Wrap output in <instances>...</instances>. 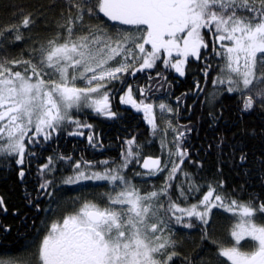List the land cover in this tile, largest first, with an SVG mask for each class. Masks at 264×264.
<instances>
[{"label":"snow or ice","instance_id":"6c2138e0","mask_svg":"<svg viewBox=\"0 0 264 264\" xmlns=\"http://www.w3.org/2000/svg\"><path fill=\"white\" fill-rule=\"evenodd\" d=\"M36 23L27 14L0 28V49L25 40V30ZM27 39V58L0 56V160L17 166L19 180L48 142L92 128L79 113L117 118V95L142 113L153 136L159 132L163 160L141 161L143 145L135 137L125 141L119 162L98 161L102 168L71 155L48 156L37 166L35 192L26 195L37 213L46 214L40 235L22 244V254L0 252V264H174L173 237L181 229H198L203 240L216 244L212 258L184 257L182 264H264V200L237 199L223 180L199 182L184 167L186 160L202 167L185 143L192 129L168 118L178 115V107L150 99L168 80L161 68L184 77L191 59L202 65L205 83L212 73L214 96L238 94L241 112L264 107V0H63L55 32L42 41ZM137 73L161 83L141 87ZM194 88L203 91L199 80ZM87 142L94 148L101 143L92 134ZM61 161L71 174L60 175ZM133 162L146 172L126 174ZM161 173L158 187L141 191L133 182L141 177L148 183L145 177ZM88 181L106 182L99 200H57L58 187ZM214 209L234 217L229 245L208 235ZM0 210L8 211L2 196ZM243 239L249 243L242 247Z\"/></svg>","mask_w":264,"mask_h":264},{"label":"trees","instance_id":"16d2710c","mask_svg":"<svg viewBox=\"0 0 264 264\" xmlns=\"http://www.w3.org/2000/svg\"><path fill=\"white\" fill-rule=\"evenodd\" d=\"M62 4L63 0H0V28L16 24L22 16L27 14H31L33 19L37 20L30 31L25 30V40L15 43L5 42L4 47L0 49V56L6 55L9 59L27 58L32 47L27 37L31 36L33 41H42L53 34L60 18ZM41 13H43L42 16ZM7 35L5 33V36ZM2 39L3 37H0V40ZM158 67H160L159 64ZM201 67L199 62L190 59L184 77H179L174 71L165 73L169 74L172 79H180V91H187L189 98L183 109L185 116H190L192 120H195L196 115H201L203 118V123L201 119H197L201 127L194 150H199V152L190 154L191 160L198 162L202 167L189 163L187 160L184 167L194 173L201 183L223 180L226 192L237 199L246 201L255 197L264 200V107L257 106L250 112H241L238 94L224 93L214 96L212 73H209L207 83H205ZM195 77L201 78L203 91L200 93L205 96L204 104L200 101L195 103V99L190 96L195 90V84L192 83ZM192 106H194L193 110ZM151 138L149 131L143 134L145 142ZM141 151L144 152L145 148L142 147ZM144 154L141 153V160L147 155L144 156ZM242 155L246 157L243 163L240 160ZM16 167L14 164H6L0 160V196L4 198L8 209L7 212L0 210V227L10 229L11 239L17 228L22 227L29 230L27 231L28 238L20 239L13 247L7 249L10 252L22 254V244L30 242V237L34 235L41 221L46 217L45 214L38 217L35 208L29 207L24 194L30 188L20 183ZM134 170L144 172L139 165ZM163 176L159 175L154 178L155 183H153L157 187L163 183ZM144 179L148 180L146 177ZM135 183L139 185L141 191L151 189L154 185L144 183L141 177H136ZM201 191L203 192L204 189ZM66 195L70 196L72 192L69 191ZM61 198L68 202L65 196L57 197L59 200ZM191 202L190 200L189 203ZM66 207H68L67 203L59 210L62 212ZM227 214L229 213L214 209L209 222L208 235L212 241L219 244H222V241L230 235L231 222ZM32 225L34 229H29ZM174 239L177 242L176 251L178 253L174 264H182L184 257L210 259L212 258L211 253L216 248V244L201 238L198 229H181L176 232ZM213 264H215L214 260Z\"/></svg>","mask_w":264,"mask_h":264},{"label":"flooded vegetation","instance_id":"af4514ba","mask_svg":"<svg viewBox=\"0 0 264 264\" xmlns=\"http://www.w3.org/2000/svg\"><path fill=\"white\" fill-rule=\"evenodd\" d=\"M153 73H155L156 69L151 70ZM165 73L166 70H161ZM168 76V80L163 82L164 87H160L158 91H155L150 99L153 102H164L167 105H170L173 109L179 108L178 115H172L169 114L168 118L173 120L174 124L180 125V126H187L188 128L192 129V131L187 135L186 138V145L188 147L189 155L191 153L199 152V150H194L197 146L198 141V133L199 128L201 125L197 121V119H201V122L203 123V118L201 115L194 116L195 120H192L190 116H185V102L189 98L187 95V91L181 92V81L180 79H172L169 74H166ZM137 76L140 77L139 80H136L135 83L138 84L141 87H144L146 84H152L154 87L161 83L159 81V78L152 81H147L143 77L142 74L137 73ZM125 79L135 80V78L132 77H126ZM199 80L200 81V87L202 86L201 78L195 77L194 81L192 82L195 84V82ZM170 83L171 87H168V84ZM134 96L139 99L138 94L135 92L134 87ZM186 94V95H185ZM191 97L195 99V103L197 101H200L204 104L205 96H203L202 93H200L199 90H194L192 94H190ZM177 97L181 98L182 103H177ZM195 103L193 104L195 106ZM199 103V104H201ZM242 103L240 99V104ZM192 106V110L194 108ZM112 110L114 112L118 113V117L115 119H109L102 116H98L95 114H92L91 112H83L78 114L79 118L82 121H86L87 123L92 125L91 129H83L85 135L84 136H68L64 133L60 134L57 138L54 139V141L48 142L46 146H44V149L37 154L36 157L32 158V162L30 167L28 168V171L26 173L24 181H20L23 185H25L26 188H30V190L26 191L24 194V198H26L27 194L34 193L33 189L36 186L37 183V166L44 162V160L48 156H54L56 154H64V155H71L74 160H80L83 158L86 161H91L93 164L96 165L97 168H102V165H99L97 162L101 160H109L119 162L121 159V153L126 147L125 141L135 137L137 143L144 145L143 148H145V151H141V153L147 154L144 158L141 160L143 161L146 157H157L161 156V149H160V142H159V132L156 136L152 135L150 126L147 124V122L142 118V113H137L133 108H131L128 105H123L120 103L119 96L117 95L115 99L112 100ZM120 122V124H119ZM157 123L160 124L159 119V113H157ZM198 123V124H197ZM120 128V129H119ZM149 131L152 138L145 142L143 139V134L145 132ZM143 133V134H142ZM197 133V134H196ZM89 134H92L94 136V139H98L101 143L98 147H92L87 142V136ZM171 132H169L168 138L171 139ZM136 149L133 148V151ZM161 159L163 160V157L161 156ZM139 164H135L133 162L132 165H129L128 172L126 174H129L132 172V170L137 167ZM140 166V165H139ZM56 168L61 176L71 174L68 165L61 161L56 164ZM144 172L142 167H140ZM55 175V174H54ZM160 175H164V173H161ZM148 178V184H151L154 182L155 177H146ZM59 179V177H57ZM136 178L133 180L135 183ZM106 182H92L88 181L85 182L83 185H75V186H67L62 185L58 187L56 193H58V196H65L68 201H70L72 198L75 197H86L88 199L97 200L100 198L101 189L105 188L101 185ZM83 188L84 191H81L80 189ZM25 191V190H24ZM72 192V195H66L68 192ZM56 197V198H57ZM59 200V199H57ZM43 203V202H42ZM31 208L32 206L29 205ZM53 208H55V205H53ZM58 214L61 212V210H57ZM5 216V215H4ZM37 216L40 217L41 213H37ZM35 217V216H34ZM46 217V214H45ZM43 228L42 223L40 224L39 228L36 229L34 235L30 237L29 241H31L33 238L40 235L39 230ZM7 229V230H6ZM34 229V226L32 225L31 228ZM27 231H29L27 228L19 227L16 229L13 239L9 237V228H1L0 227V252H8L7 249L13 247L15 243H17L20 239L28 238ZM13 240V241H12ZM12 241V242H10Z\"/></svg>","mask_w":264,"mask_h":264},{"label":"rangeland","instance_id":"374dc122","mask_svg":"<svg viewBox=\"0 0 264 264\" xmlns=\"http://www.w3.org/2000/svg\"><path fill=\"white\" fill-rule=\"evenodd\" d=\"M254 108H256V107H254ZM155 183V182H154ZM153 183V184H154ZM107 189L106 188H102L101 189V193L102 192H104V191H106ZM100 199V198H99ZM99 199H97V200H99ZM227 216L229 217V221L231 222L230 223V229H232V227H233V221H234V217H232L231 215H229V214H227ZM230 232H231V230H230ZM229 232V233H230ZM227 233H228V231H227ZM229 238H226V239H224L223 241H222V244L223 245H229V244H231V243H233L234 241H233V238L229 235L228 236ZM174 238V237H173ZM247 243H249V241L247 240V239H243V240H241L240 241V244H241V246L243 247L245 244H247Z\"/></svg>","mask_w":264,"mask_h":264},{"label":"water","instance_id":"95a60500","mask_svg":"<svg viewBox=\"0 0 264 264\" xmlns=\"http://www.w3.org/2000/svg\"><path fill=\"white\" fill-rule=\"evenodd\" d=\"M145 170V169H144Z\"/></svg>","mask_w":264,"mask_h":264}]
</instances>
